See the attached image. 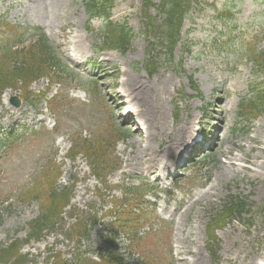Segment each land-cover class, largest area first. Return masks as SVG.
I'll list each match as a JSON object with an SVG mask.
<instances>
[{
  "label": "rangeland",
  "instance_id": "1",
  "mask_svg": "<svg viewBox=\"0 0 264 264\" xmlns=\"http://www.w3.org/2000/svg\"><path fill=\"white\" fill-rule=\"evenodd\" d=\"M224 4L236 12L241 35L246 34V38L252 34L263 35L264 0H198L184 21L182 40L171 59L161 43L159 30L146 31L142 14L144 0H114L112 18L125 22L132 31L126 52L94 50V46L104 40L105 18L97 16L89 24L87 0H0V15L4 20L16 25L41 27L73 65L100 76L102 81L97 96H89L77 81L53 80L50 75L43 74L31 88L38 93L50 85L46 99L41 102L25 99L19 108L5 102L4 96L24 93L21 83L15 89L4 91L0 105V141L13 130L21 136L9 147L1 148L0 143V244L6 246L15 238L26 239L29 221L41 208L39 201H27L22 194L32 185H38L47 167H59L57 189L62 190L75 182L74 198L65 209L62 222L51 226L53 231L42 242L32 240L24 246V252L29 253L28 264H55L52 260L56 256V260L62 261L79 253L99 254L106 233L104 223L110 220L104 218V211L118 198L134 196L128 190L142 179L154 180L158 191L173 188L169 194L159 193L156 211L152 210L154 229L139 240V250L130 247L125 234L117 237L118 250L130 262L135 264L142 253L153 263L180 264L182 257L192 259L193 254L199 253L207 264H240V260H235L236 255L249 253V256L257 255L260 264L264 263V148H261L262 136L258 134L264 114L250 121L238 114L240 98L247 97L264 81V71L246 58L242 42L237 46H220L236 33L217 20L215 7L222 8ZM152 12L159 23L158 7ZM261 47H264V35ZM149 60L156 63L152 74L146 65ZM191 76L200 91L192 87ZM231 81L235 82L236 90L230 85ZM124 85L148 100L133 99L130 90L129 96L123 97ZM222 87L233 101L231 123H225V133H220L222 138L213 139L209 144L210 156L198 166L187 162L186 158L179 161L183 154L185 157L189 154L190 145L198 139L205 140L202 138L204 131L209 133L208 138L215 137L221 120L215 118L214 109ZM181 89L187 96L179 95ZM53 96L56 100L51 104L48 101ZM150 112L158 118L156 129L162 130L155 129L158 134L154 136H147ZM191 121L197 131L187 141L189 150H182V154L177 152L171 167L172 173L178 170L176 167L181 173L175 178L169 174V178L160 179V168L146 170L148 163L136 155L140 145L148 144L160 151L177 137L178 126ZM118 126L124 130L130 126V136L118 139ZM85 137L96 138L97 144L102 146L99 154L108 163L103 177L107 180L106 186L92 175V159L84 153L76 159L69 156L71 146ZM237 142H243L246 147L251 145L252 149L244 155L251 159L257 154L259 163L240 159L237 162L245 164L244 169L232 171L228 168L217 180L220 164L226 159L222 149L232 148L241 156ZM200 147L196 144L192 149ZM203 149L207 151V148ZM214 184L216 188L210 189ZM98 191L104 198L97 196ZM239 193L249 197L251 207L218 231L221 245L218 253L213 255L206 233L209 218L229 194ZM144 206L139 204V207ZM73 215L98 219L89 238H68L63 223L66 221L68 226L75 221ZM191 228L192 235L182 239Z\"/></svg>",
  "mask_w": 264,
  "mask_h": 264
},
{
  "label": "trees",
  "instance_id": "2",
  "mask_svg": "<svg viewBox=\"0 0 264 264\" xmlns=\"http://www.w3.org/2000/svg\"><path fill=\"white\" fill-rule=\"evenodd\" d=\"M113 0H89L88 9L90 12L105 13V29H104V44L106 48H115L122 51H127L130 46L132 34L129 28L124 25L115 24L108 20V10L112 7ZM191 0H160L155 3L152 0H145L144 18L146 19L147 29L149 31L158 29L162 38V43L167 50V53L172 55L179 41L181 26L185 16L188 14ZM158 7L162 22L157 23L153 18L150 8ZM223 20L227 23H238V19L227 6L223 8ZM108 15V16H107ZM234 29V27H232ZM236 28V27H235ZM31 27H20L11 25L0 17V103L1 96L7 88H17L21 83V88L24 90L25 97H36L40 100L43 95L34 94L29 87L31 84L45 75H50L53 80L68 78L77 80L83 88L90 94L97 96L100 91L98 81L90 79L87 76H82L72 71L64 60L58 49L46 37L45 34L37 30H32ZM242 45L247 52L248 57L258 66H264V49L259 46L260 39L257 36L249 38L242 37ZM150 67V66H149ZM151 68V67H150ZM75 73V74H74ZM257 96L252 99L242 101L241 109L246 114L256 115L264 111V86L258 87ZM128 136V130L123 127H117V138ZM15 135L12 133L9 140H14ZM101 145L97 144L96 138H83L71 150L73 157H78L84 153L89 159H92V173L102 179L108 170L105 158L99 154ZM60 176L59 167H47L40 178L37 186L32 185L22 198L27 201L35 199L40 202L41 211L39 214L29 221V232L27 240L21 241L18 238L13 239L6 246L0 244V263L2 264H23L26 261L25 254L21 253L23 242H28L31 239L40 240L44 233L51 226H55L58 218L66 205L69 204L72 196V187L66 186L62 190L57 189V180ZM137 195L142 196L139 189H136ZM136 193V192H134ZM122 201L120 204H122ZM247 206L246 199L241 196L230 195L225 200V203L220 210L214 214L210 221V237L212 241L214 231L224 226L237 214L245 211ZM118 216H132V219H140L141 215H137L129 209L122 212L117 211ZM76 232L88 234V220L80 222L77 228H73ZM132 240L138 244L139 238L137 234H133ZM108 247V252L105 255L102 264H129L123 259L121 254L117 253L113 244V238L110 242H105ZM66 264V263H65ZM71 264H99L96 262L85 261L78 259ZM145 264H161L153 263L145 259Z\"/></svg>",
  "mask_w": 264,
  "mask_h": 264
},
{
  "label": "bare ground",
  "instance_id": "3",
  "mask_svg": "<svg viewBox=\"0 0 264 264\" xmlns=\"http://www.w3.org/2000/svg\"><path fill=\"white\" fill-rule=\"evenodd\" d=\"M81 41L82 39H80L78 43L80 44ZM78 48H79V45H78ZM230 85L232 86L233 90H236V84L234 81H231ZM129 90H130V96H132L133 99L137 98L143 101L148 100L146 96L140 93H138L137 95L136 92L131 91L132 90L131 88H126L125 85H124V89L121 92V95L123 97L129 96L128 95ZM218 97H219V101L215 106L214 115L216 119L220 118L221 124L218 125L217 128L220 131H222L225 127V123L230 124L232 121L231 109H232L233 101L229 100L227 91L224 87L220 89V94ZM7 98H8V94L4 96L5 102H7ZM133 99H130V101ZM229 115L230 117H228ZM147 119L150 122L149 127L147 129V136H154V134H158L157 131L155 132V129H156L155 122L158 121V118L156 117V115L150 112L147 115ZM258 129H261V132L258 134L262 136V139L260 140V142L262 144L261 148L263 149L264 148V123L263 122L259 124ZM156 130H158L159 132L162 131L160 127H158ZM195 131H197V129L194 128L192 121L188 122L184 126H178L176 128L177 137L174 138L173 140H170L160 151H155L148 144L145 146L140 145V148L136 155L139 157L141 156L142 162L145 160V162L148 163V165L145 166L146 170L153 171L155 169L157 170L158 168H161V171H162L161 176L166 177L170 172L166 173L165 171H168L171 165L174 164L173 163L174 154L177 152H181L182 150L184 151L186 149L187 147L186 145H188L187 140L189 136H192L195 133ZM259 135H257V137H260ZM237 148L242 152L241 156H238L237 154H235L232 148L230 149L226 147L222 149V155L226 157V159L224 163L220 164L221 169H220V172L218 171L217 180L220 179V177L227 171L228 168H230V170L232 171H235L237 168H240V167L244 169L245 165L239 164L237 161L240 159L249 160L250 158L246 157L244 154L247 153L249 150H251L252 146L250 145L246 147L243 142H237ZM250 160L251 162H254L257 164L259 163L257 154H254ZM250 169L256 170L254 168H250ZM215 188H216L215 184L210 187V189H215ZM190 207H192V204L190 205ZM188 212L189 210L186 213ZM192 232H193V229L191 228L188 235L182 239H186L189 236H191ZM180 249H181V246L179 245L178 250ZM190 252L191 251L188 250V253ZM181 255L183 254L181 253ZM248 256H249V253L247 254L244 253L243 255L237 254L235 257V260L236 261L240 260V264H259L257 255H250L249 257ZM182 258L183 260H180V264H184V262H188L189 264H207L204 258H202V256L199 253L193 254L192 259H188L185 257H182Z\"/></svg>",
  "mask_w": 264,
  "mask_h": 264
},
{
  "label": "water",
  "instance_id": "4",
  "mask_svg": "<svg viewBox=\"0 0 264 264\" xmlns=\"http://www.w3.org/2000/svg\"><path fill=\"white\" fill-rule=\"evenodd\" d=\"M11 102H12L14 105H16V106H20V104H21V100H20V98L17 97V96H13V97L11 98Z\"/></svg>",
  "mask_w": 264,
  "mask_h": 264
}]
</instances>
